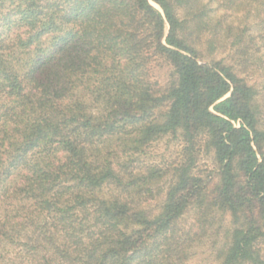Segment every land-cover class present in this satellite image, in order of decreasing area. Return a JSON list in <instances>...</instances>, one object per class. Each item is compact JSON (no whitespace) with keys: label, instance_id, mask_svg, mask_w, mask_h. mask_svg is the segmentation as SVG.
<instances>
[{"label":"trees","instance_id":"trees-1","mask_svg":"<svg viewBox=\"0 0 264 264\" xmlns=\"http://www.w3.org/2000/svg\"><path fill=\"white\" fill-rule=\"evenodd\" d=\"M202 33L264 73V0H0V264H186L213 228L264 264V85Z\"/></svg>","mask_w":264,"mask_h":264},{"label":"rangeland","instance_id":"rangeland-1","mask_svg":"<svg viewBox=\"0 0 264 264\" xmlns=\"http://www.w3.org/2000/svg\"><path fill=\"white\" fill-rule=\"evenodd\" d=\"M218 35L219 37L214 40V48L211 51L208 50V48L204 43L205 40L208 38V36L202 33V36L200 37L199 40L200 42L199 47L201 49L203 56L207 60H212V59L223 60L224 63L233 65L235 71H237L240 75H244L250 84H253L257 89H259L262 92L263 90L261 88L264 85L263 68L259 66V68L254 69L255 64L260 63L258 62L259 60H256L254 58L260 57L261 52L257 53L256 56L251 57L249 62L245 63L244 65H240L241 59H239L238 56L236 55L234 48L230 46V42L223 38L222 33ZM261 59L264 60V57ZM168 72L169 70L162 63H158L157 65L155 64L153 70L154 80L157 81L159 84H163L167 80ZM259 100L261 99L259 98ZM179 149H180L179 144L175 142H167V140L164 139L159 143L155 144L152 147V149H150L151 155L149 161L161 165L164 163L177 161ZM212 167L213 166L211 162V155L202 152L199 155L197 162L198 170L204 171L206 169H211ZM160 185L163 187L164 186L163 182H161ZM159 198H160L159 195L157 196L155 194V197L152 200H150L147 203V205L151 209H154L155 207H157ZM216 219H220L221 222L223 221L226 224L229 223V219L226 215L219 216L218 214H216L215 220ZM193 223H194V215L192 212H190L183 217V219L179 223L180 224L179 227L181 229L183 228L184 230H188L189 227L193 225ZM214 229L215 228H213V230H211L210 233H207L206 236H204L201 240L192 243V247L190 249L191 255L186 264H219L218 260H216L215 255H216V249L220 244L221 239L215 241V237L213 236Z\"/></svg>","mask_w":264,"mask_h":264}]
</instances>
